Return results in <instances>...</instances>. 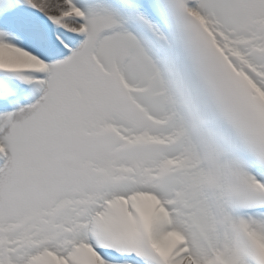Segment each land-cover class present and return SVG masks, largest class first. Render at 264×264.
Here are the masks:
<instances>
[{"label": "snow or ice", "instance_id": "snow-or-ice-1", "mask_svg": "<svg viewBox=\"0 0 264 264\" xmlns=\"http://www.w3.org/2000/svg\"><path fill=\"white\" fill-rule=\"evenodd\" d=\"M0 264H264V0H0Z\"/></svg>", "mask_w": 264, "mask_h": 264}]
</instances>
